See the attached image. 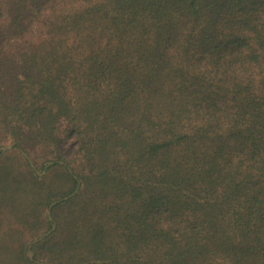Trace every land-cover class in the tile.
Segmentation results:
<instances>
[{"label":"trees","instance_id":"1","mask_svg":"<svg viewBox=\"0 0 264 264\" xmlns=\"http://www.w3.org/2000/svg\"><path fill=\"white\" fill-rule=\"evenodd\" d=\"M11 142L0 264H264V0H0Z\"/></svg>","mask_w":264,"mask_h":264},{"label":"water","instance_id":"2","mask_svg":"<svg viewBox=\"0 0 264 264\" xmlns=\"http://www.w3.org/2000/svg\"><path fill=\"white\" fill-rule=\"evenodd\" d=\"M15 145H16V142H11V143H9V144H6V145H3L2 147H0V157H1L4 153H6L7 151L13 149V148L15 147ZM25 155H26V154H25ZM26 156H27V155H26ZM27 158L30 160L31 165H32L34 168H36L35 165H34V163L32 162V160L30 159V157L27 156ZM54 163H55V162L50 161V162H47L45 165H46V167H49V166H51V165L54 164ZM60 163L64 164L63 161H60ZM38 172H39V174H43V173H41L40 171H38ZM78 190H79V186L77 187V189H76L75 192H73V193H72L71 195H69V196L63 197L61 200H68V199H70L71 197H73L74 195H76V193L78 192ZM61 200L54 201V202L50 205L49 210H48L49 218H50V220L53 222V224H52V228L49 229L48 231H46L45 233H43L42 235H40L39 237H37V238H35L34 240H32V242H31V244H30V253H29V256H30V258H31L32 260H34V251L32 250L33 245L37 244L38 242H40L41 240H43V239L46 238L47 236L51 235V233H52V232L56 229V227H57V224H56V222L53 220V217H52V208H53V207H54L59 201H61Z\"/></svg>","mask_w":264,"mask_h":264},{"label":"rangeland","instance_id":"3","mask_svg":"<svg viewBox=\"0 0 264 264\" xmlns=\"http://www.w3.org/2000/svg\"><path fill=\"white\" fill-rule=\"evenodd\" d=\"M63 151L66 153V155H72L74 151V144L73 142L63 145ZM5 154V153H4Z\"/></svg>","mask_w":264,"mask_h":264}]
</instances>
